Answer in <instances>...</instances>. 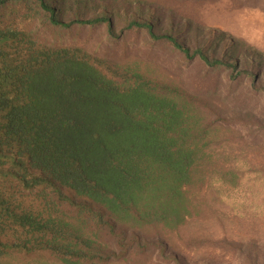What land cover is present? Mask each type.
I'll list each match as a JSON object with an SVG mask.
<instances>
[{
    "label": "trees",
    "instance_id": "obj_1",
    "mask_svg": "<svg viewBox=\"0 0 264 264\" xmlns=\"http://www.w3.org/2000/svg\"><path fill=\"white\" fill-rule=\"evenodd\" d=\"M246 7L0 0V264H264V50L217 20Z\"/></svg>",
    "mask_w": 264,
    "mask_h": 264
},
{
    "label": "rangeland",
    "instance_id": "obj_2",
    "mask_svg": "<svg viewBox=\"0 0 264 264\" xmlns=\"http://www.w3.org/2000/svg\"><path fill=\"white\" fill-rule=\"evenodd\" d=\"M218 21L227 25L235 34L244 38L251 45L264 50V10L246 7L225 16H219ZM27 253L15 252L4 259L3 264H45L38 257L27 259ZM2 262V260H1Z\"/></svg>",
    "mask_w": 264,
    "mask_h": 264
}]
</instances>
